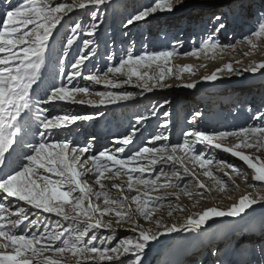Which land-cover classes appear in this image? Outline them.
Instances as JSON below:
<instances>
[{
	"label": "snow or ice",
	"instance_id": "6c2138e0",
	"mask_svg": "<svg viewBox=\"0 0 264 264\" xmlns=\"http://www.w3.org/2000/svg\"><path fill=\"white\" fill-rule=\"evenodd\" d=\"M4 2L7 10L0 14V264H60L56 257L62 258L66 253L76 258V264H144L152 243H158L163 236L207 231L202 226L209 221L215 222L216 218L245 219L255 216L258 211L264 214V160L240 150H264V111L253 114L256 123L231 131L189 129L184 133L182 143L177 144L160 143L167 141L168 136L158 132L149 137L146 144L137 147L135 138L140 130L133 128L130 135L114 141L113 149L105 148L96 154L89 146H75L66 136L61 139L65 130H72L71 125L91 121L94 116L68 111L45 115L46 110L39 108L41 104L55 108H62L64 104L100 107L132 100L137 95L128 91L121 94L90 91L91 85L103 84L105 88L119 89L130 84L147 92L164 86L166 76L174 74L170 66L174 56L199 58L201 52L225 47L213 34L226 27L222 15L212 17L213 32L201 38L198 44L194 42L190 52H179V43L140 54L128 51L116 63L107 66L101 75L82 69L96 54L93 45L100 27V13L110 6L111 0ZM181 3L182 0H151L130 15L124 27L150 22V18H155L158 13H172ZM77 12L88 19L83 23L73 21L71 35L66 36L63 58L58 60L60 74L66 77V81L60 85L52 84L44 90L43 96L34 98L33 86L39 87L46 58L54 52L55 39L61 35L58 26L64 27ZM260 38H264V12L259 13L253 30L243 42L255 49ZM73 45L82 47L84 52L70 62L72 70L65 72L69 66L65 59ZM181 71L193 73L194 69L187 65ZM258 72L264 75V62L252 63L242 69L228 63L202 79L216 82L223 79L225 73L231 76ZM117 76L124 79L119 80ZM176 78L180 79L178 75ZM81 81L88 83L82 84ZM196 86V82L183 85L188 89ZM81 93L85 97L95 95L100 99H76ZM144 119L146 117H140L137 123ZM167 126V121L160 125L165 129ZM229 137H235L238 142L232 146L221 143ZM198 145L203 146L202 150H197ZM209 149L230 154L251 169L252 180L259 182L257 194L242 195L238 202L226 209L209 207L190 215L183 224L168 225L156 220V231L142 227L137 216L150 221L154 210L163 207L170 196L179 199V192L200 196L211 191L198 178L197 166L204 170V177L215 181L219 186L216 190L220 192L225 190L226 182L215 176L209 166L231 169L232 174L247 179V174L236 165L210 157ZM186 161L193 167L189 168ZM223 174L229 181L233 180L229 172ZM121 176L127 177V182L112 184L119 193L118 197H113L105 190L103 180ZM162 179L163 183L160 182ZM89 181H94L99 190H94ZM190 182H194L199 191H190ZM168 189L173 191L169 193ZM161 190H165V195L150 194ZM126 192L135 195L129 197ZM101 199L102 204L99 203ZM132 205H135L134 210ZM257 205L261 208L255 207ZM174 210L185 209L173 208L169 203V215ZM45 214L56 219L50 220ZM113 214L115 223L103 219ZM128 225H131L130 229L126 228ZM212 226L208 225L209 228ZM118 228H126L135 235L117 239ZM101 230L108 234L104 235Z\"/></svg>",
	"mask_w": 264,
	"mask_h": 264
},
{
	"label": "bare ground",
	"instance_id": "6f19581e",
	"mask_svg": "<svg viewBox=\"0 0 264 264\" xmlns=\"http://www.w3.org/2000/svg\"><path fill=\"white\" fill-rule=\"evenodd\" d=\"M215 0H193L191 3L186 2L182 0L181 5L172 13H166V19L164 21L165 26L162 29L161 37L159 38V42L157 45H154V48L157 50L162 48H170L172 45L176 44V41L173 40V38L170 36L171 34H176V29L178 25H182V21H179V17L181 14H188L190 15V24L192 26L195 25L196 22H201L205 20V18L210 21L212 17L215 15V13H224L225 12V6L232 2L233 0H216V2H211ZM187 4V5H186ZM256 5L257 9L259 11L263 10L264 7L262 4H264V0H248L246 6L249 5ZM225 5V6H224ZM256 10V9H255ZM159 15H156L155 18L152 19L151 22L147 24V26H151L153 23H159L161 20L158 18ZM177 18V19H176ZM229 17L227 16V19ZM174 19H176L175 22ZM226 19V20H227ZM243 23H240V26H242ZM133 26H130V28ZM185 27V26H184ZM214 24L211 23V28L209 27L208 30L213 31ZM153 29V28H152ZM151 31V28L148 30V32ZM157 31V29H156ZM154 32V31H153ZM223 32H226L228 34V30L223 29L220 30V33L223 34ZM150 33V32H149ZM205 33V32H204ZM203 33V34H204ZM207 34V33H206ZM152 36H154L152 34ZM238 34L235 35V38H237ZM216 37V36H215ZM224 38H227V36H223ZM201 39V36L195 40V43L198 44ZM239 39V38H238ZM178 43V42H177ZM257 46H260V49L258 51H254L250 48V46L243 42L242 40H237L234 43H229L228 45H231V47H228V45L224 44L223 42L220 43L224 45L225 47L223 49H216V50H210L207 53L201 52L199 54V58L192 57V56H184V55H177L174 56L175 61L173 65V76H184V81L180 83L179 86H173L174 88L168 91L161 92V88L153 89L150 92L142 91L140 89V93L138 96L135 97V99L128 100V101H120L117 104H107V105H101L100 107H93L88 105H72V104H64L62 108H55L50 105L49 108H47L46 113L49 112V115L53 113L63 111H68L70 113L74 114H80V115H91L95 118L99 117L100 114L108 115V111H113V115L121 116L122 111L125 108L134 109L137 111H140L142 113L141 117H146L148 125L150 122H153L156 117L155 112L159 114V112L164 111L166 108L168 110L173 111L174 113L177 111V113L180 112L179 104L175 101L172 104L165 102L164 106L160 109H158L159 105L158 102L164 96H168L171 94L173 98L175 97H196L198 98L197 103L199 104V108L207 107V110L205 111L208 113V117H204V120L210 121L209 126H201L202 131H231L234 129H239L241 127H245L247 125L256 123V121H253L252 116L254 113L258 111H264V75H262L260 72L256 74L252 73H244L243 75H229L227 73L223 74L224 78L221 80H218L216 82H206L202 79V77L206 75H210L213 71H215L217 68L223 67L225 64L232 63L233 66L237 69H242L243 67L252 64V63H258V62H264V38H260L256 41ZM179 52H190L194 46V42H189L186 44L179 43ZM239 61L240 63L237 64L236 62ZM187 65L193 66V73L188 72H182L181 69ZM196 82V88L194 89H188L183 87L185 83H191ZM235 86V87H231ZM239 92V93H238ZM233 94L229 96V94ZM226 96V102L224 104H221L223 98ZM230 99H229V97ZM232 97V98H231ZM239 98H243L244 101H242V104L239 105ZM76 99H85L86 97L83 96H76ZM89 99V98H88ZM193 99V98H192ZM229 99V104H227V100ZM246 102V103H245ZM149 103V104H148ZM241 103V102H240ZM148 104V107L145 109L144 112L143 109L140 108V106H145ZM235 106V107H234ZM228 112L227 115H220L223 112ZM220 112V114H217ZM45 113V114H46ZM154 113V114H153ZM162 113V112H161ZM175 113V120L173 123H170V128L173 129V134L177 129H180L181 127H187L190 125V121L192 120H185L182 122L181 125V119H183V116L181 119H179V114ZM217 115V116H215ZM109 117V116H108ZM109 118H112L111 116ZM103 122V121H102ZM135 120H132V124L135 125ZM193 122V121H192ZM208 123V122H207ZM77 124V125H76ZM74 126H81L80 128H76V131L78 129L84 130L87 129L89 131H101L102 133L112 135L113 137L111 139H118L122 138L125 135H130L128 131L125 132V127H116V130L110 131L111 128H109V125L106 124L102 129L95 124H93L91 121H79ZM113 127L118 125V121H114ZM130 123V125H132ZM181 125V126H180ZM193 125V123H192ZM145 126V125H144ZM143 127L136 126L135 128H139V133L137 137H140L143 130ZM178 126V128H176ZM72 127V126H70ZM108 127V129H106ZM200 127V126H199ZM198 127V128H199ZM115 128V127H114ZM74 132L71 136H68L70 142H76L74 145L78 144L77 141L74 140V135L77 132ZM107 131V132H106ZM69 131L65 130L61 136V139H63ZM136 137V138H137ZM184 137V136H183ZM135 138V139H136ZM182 138V137H181ZM36 140L39 138L35 137ZM106 140V139H105ZM111 140L110 144L104 145L99 149V146L103 145L101 139L100 141L93 143L89 141H85L82 146H89L91 151L93 152L97 148V152L94 153L98 154L101 150L103 151L105 148L110 149L112 145H114V141ZM176 142V138H171V142ZM104 142V141H103ZM238 140L235 137H229L226 140L221 141V143L225 144L226 146H232L235 143H237ZM114 147V146H113ZM203 148V146L198 145L197 150L199 148ZM241 151H244L245 154L251 155L253 157H260V159L264 160V150L257 151L256 149H240ZM208 153H212V157L216 160H224L231 164L236 165L237 167L241 168L243 172L247 174V179H245L244 176H237L235 174L231 173V169H221V168H214L211 170L217 171L216 176L226 182V187L223 192L217 191L216 189L219 187L215 184V181L206 183V177H204V180L198 176L200 181H202L206 188L211 189V191L204 193L203 195L197 196H187L184 193V196L181 197L179 194V199H176L175 196H170L168 201H165V206L163 205L162 208H165V213H162V211L154 210L153 217L150 221L143 220L142 217L137 216V222L140 223V225L146 229L150 228L153 231H156V220H160L163 224L171 225L173 223L175 224H183L185 220L190 215H196L204 210H206L209 207H219L221 209H226L229 206H231L233 203L238 202L239 198L242 195L245 194H251L256 195L259 191V182L252 180V170L248 169L246 165L243 164L242 161H239L237 158L232 157L230 154L223 153L221 150L217 149H209ZM178 155H182V153H179ZM186 165L189 168H192L193 166L190 164L188 165V162L186 161ZM159 167V165L157 166ZM198 168V166L195 168V170ZM198 170V169H197ZM227 171L233 176V181H229L227 177L224 176V172ZM197 173V172H196ZM109 174H106L108 176ZM111 183L105 182V179L103 180V183L105 184V190L109 193V195L113 197H118L119 193L112 188V184H126L127 177L121 176L119 178H111ZM161 183L164 182L162 179L160 181ZM175 179H173V183H175ZM186 182H188L186 180ZM194 185V187H189L190 191H199L198 188H196L195 183L190 182ZM95 190H99V186L96 185L94 182L91 184ZM249 185H256V187H250ZM93 188V189H94ZM167 192H172V189H168ZM127 196L131 197L135 195L133 192H126ZM151 195H165V190H161L159 193H150ZM171 198L176 199V201H170ZM102 202V199H101ZM171 203L173 208H176L179 206L180 208L185 209L184 211L180 210H174L172 212V215H170V221L161 219L164 216L168 215V205ZM258 209L261 208L260 205L255 206ZM133 210L135 209L134 206H132ZM187 211V215L180 216ZM133 214L135 212L133 211ZM45 216H48L50 220H55L56 218L50 214H45ZM176 216H180L176 218ZM112 219H104L105 221L112 220L113 223H115V215H111ZM179 219V221L177 220ZM168 221V222H166ZM246 223L248 225H246ZM213 225L211 228L208 227V225ZM131 225L126 226L127 229H130ZM204 229H207V231L202 230H195L193 232H181V233H173L166 236H163L160 238L159 242H153L151 245V249L147 252V255L144 260V264H202L204 262L207 263L209 261H214L216 259L205 256L202 257V259L197 258V255L199 254V251L201 250L202 246H205L206 252H209L210 249L213 248L214 244L219 242L221 250L225 245H229L232 240L234 239L235 235L240 233H245V236L243 238L238 237V240L243 241V245H249L250 242H260L261 247H264V214L261 212H257L255 216L252 217H246L245 219L240 218H231V217H223V218H216L215 222L209 221L207 224L202 226ZM126 228H118L117 229V236L125 235L126 233H129L130 230H126ZM162 230V229H160ZM104 234H108L104 230H101ZM247 238L249 240H247ZM204 247V248H205ZM264 252V251H263ZM264 254V253H263ZM45 255H51V253H45ZM218 256H220L221 264H225L224 258H222V253H219ZM60 260V264H76V260L71 258L70 256H67L66 254L63 255V257H56ZM185 259V260H184ZM218 260V259H217ZM186 261V262H185ZM203 261V262H202ZM215 262V261H214ZM211 264V263H210ZM219 264V262H218ZM236 264H240V262H237Z\"/></svg>",
	"mask_w": 264,
	"mask_h": 264
},
{
	"label": "rangeland",
	"instance_id": "374dc122",
	"mask_svg": "<svg viewBox=\"0 0 264 264\" xmlns=\"http://www.w3.org/2000/svg\"><path fill=\"white\" fill-rule=\"evenodd\" d=\"M184 1L191 3L193 0H184ZM247 1L248 0H233L232 2L227 4V6L224 5L225 6L224 13L222 14L219 12L215 13V15H222L224 17V23L226 25L224 29L227 28L228 30V34H226V32H223L222 34L220 33V31L213 33L218 39L219 43L223 42L224 44L228 45L229 43L232 44L236 42L237 40L243 41L244 38L247 37L250 34V32L253 30L257 17L259 13L262 12L263 10L259 9L258 11V9L256 8L257 4L256 5L251 4L249 6H246ZM150 2L151 0H111L110 6H108L103 13H100V16H101L100 27L96 35V43L93 45V47H95L96 49V54L91 57L90 61H86L87 67L82 69L83 72H89V71L92 73L100 72L102 75L103 71L106 70L107 66H110L113 63H116L121 57L125 56L128 51H131L133 54H140L144 52L145 50H149V51L157 50L156 48H154V45L158 44L159 38L161 37L162 29L165 26L164 21L167 16L165 14L167 12L158 13L157 14L159 15L158 18H160L161 20L159 21V23L151 24V26H147L149 22L147 23L138 22L139 26H133L131 28L124 27V23L126 22L127 18L130 15L134 14L137 10L149 4ZM211 2H216V0L211 1ZM262 5L264 7V4ZM5 10H7V5L5 4L4 0H0V14H2ZM227 16L229 17L228 19H227ZM86 19H88V17H86L80 12H77V13L72 14V20L69 21L68 24H65L64 27L58 26V30L61 35L59 37H56L55 39L54 52L52 53L50 57L46 58L45 67L42 69L43 75H42L41 80L38 82L39 87H37L36 85L33 86L35 89L34 98L38 96H43L44 90L49 88L52 84L60 85L61 83H64L66 81V77L60 74V67L58 65V60L60 58H63L62 48L66 46V36L71 35V32H70L71 23L73 21H79L83 23ZM176 19H174V21ZM178 20L183 22L182 25H178L177 29L175 30L176 34L170 35L173 38V40L176 41V43L181 42L183 44H186L189 42L190 43L195 42V40H197L199 36H201V38H205L208 36L209 33L213 32L212 30L211 31L208 30L209 27L211 28L212 19L209 21L208 18L207 19L205 18V20L201 22H196L194 26L190 24V15L188 14H181ZM151 21L152 19H150V22ZM175 22L178 23V21H175ZM240 23H243L242 26H240ZM150 28H151V31H149L150 32L149 33L148 30ZM152 34L154 36H152ZM236 34H238L237 38H235ZM222 35L227 36V38L225 37L223 38ZM163 49H166V48H162L159 50H163ZM259 49H260V46L258 45L255 49H252V50L258 51ZM83 52H84V49L82 47H78L77 45H73L71 48H69V55L65 59V63L68 64L69 66L64 69L65 72H70L72 70L70 66V62L73 61L74 59H77L78 54L83 53ZM174 61H175V58L173 57L172 60L170 61V66L173 67ZM109 75L111 78V74ZM176 76L177 75L166 76L165 80L163 81L164 86H157L153 89L161 88L160 91L164 93V91L173 89L174 88L173 86H179L180 83L184 81L183 80L184 76L183 75L179 76L180 79H177ZM116 78L119 80L124 79L123 76H117ZM133 79L135 80V78ZM81 83L85 84L88 82L81 81ZM231 87H235V86H231ZM140 89L141 88L133 87L130 84H124L119 89L105 88L103 84H101V85H91L90 91H93V90L94 91H114L116 94H121L124 91H128V92H133L137 94L136 96H138L140 93ZM83 95L84 94L82 93L77 94V96H83ZM231 95L233 94L230 93L229 96ZM172 97L173 96L169 94L168 96L167 95L164 96L163 99L161 98L158 102V105H159L158 109L162 108L161 106H164L165 102L172 104L173 102L176 101L179 104L181 113H177V111L175 113L179 114V119H181V117L183 116V119H181V125H182V122L185 121L186 119L188 121L192 120L193 125L191 123L187 127H181L180 129H177L175 133L173 134V129L172 130L169 129L170 128L169 126H170V123H173L175 120L174 110L170 111L168 110V108H166L164 111H161L162 113L159 112L158 114L157 112H155L156 114L154 117L157 116L156 119L153 122H150L148 125H145L143 128L144 131L142 132L141 136L135 139L137 147L140 146L141 144H146L148 138L158 132H164L168 136L167 141H162L160 143H169V144L182 143L183 138H184L183 137L184 133L187 130L192 129V128H198L199 126L200 127L198 129L200 130L201 126L202 128L204 125L209 126L210 121L207 120L208 122L207 123L206 120H204V117H208V113L205 112L207 110V107L205 106V107L199 108V104L197 103L198 98L191 97L187 99L186 97L181 96V97H175L172 99ZM88 98L93 99V100L100 99V97H97L95 95H89L86 97V99ZM226 99L227 98L225 96L221 104H224V102H226ZM229 99L227 100V104H229L228 103ZM242 101H244V99L239 98V105L242 104ZM148 104L146 105V107L144 105L140 106V108L143 109L142 110L143 112H144V108L146 109L148 107ZM49 107L50 105H43V104L39 105L40 109L46 110V111H47V108ZM46 111L44 112V114L46 113ZM165 112L168 113L167 116L164 115ZM228 112L229 111L223 112L222 114L218 112L217 114L227 115ZM197 113H200L201 115L196 116ZM45 115H49V112L46 113ZM194 117H195V120H194ZM165 121L168 122V126L166 129L160 127V125L163 124ZM80 127L77 126V128H80ZM176 128H178V126ZM33 130L35 131L36 129L33 128ZM37 137L38 136H36V138ZM172 137L176 138L175 143L173 141L171 142ZM109 140L107 141L108 144H110L111 140H115V139H111L110 137ZM102 146L104 145L99 146V149ZM113 146L114 145L110 146L111 147L110 149H113L114 148ZM200 150H202L201 147L198 149V151ZM208 155L212 157V153H208ZM188 165H190L189 162H188ZM209 167H210V170L215 168V166H209ZM197 169L195 171L197 172L198 175L200 174L199 177H201L204 180V177H203L204 170L200 169L199 167ZM211 171L216 176L217 171H214V170H211ZM206 180H208L206 181V183L213 181L207 177H206ZM93 182L94 181H89V184L92 188H94L91 185L93 184ZM105 182L111 183V180L105 179ZM189 187H194V185L189 183ZM178 194H180L181 197L184 196L182 192H179ZM170 201H176V199L171 198ZM99 203L102 204L101 201H99ZM163 205L165 206V204ZM132 206L135 207V205H132ZM156 210L162 211V213L167 212L165 211V208H162V207ZM186 213L187 211L184 213H180L182 214L180 216H183V215L186 216L187 215ZM180 216H176V218ZM108 218L112 219L111 215L106 216L103 219H108ZM161 219H164V220L168 219V221H170L169 213L168 215L164 216ZM177 220L179 221V219ZM246 225L248 224L246 223ZM104 235H107V234H104ZM134 235L135 234L130 231L129 233H126L125 235L117 236V239L122 240L126 237H133ZM242 236L244 238L245 233L242 232L240 234L235 235L232 242L229 245L228 244L225 245L221 250H219L220 248L219 242L215 243L213 248L210 249L209 252H206L205 251L206 247L202 246L201 250L199 251V254L197 255V258L202 259L204 255L205 256L207 255L212 258V256L214 255L213 258L216 259L214 260L215 262L212 260L205 264H210V263L218 264V262L219 264H221L220 256L217 255L219 251V253H222V258H224L225 264H236L237 262H240V264H264V254H263L264 247L259 246L260 242H255V243L250 242L249 245H243L244 244L243 241L242 240L240 241L237 239L238 237L242 238ZM247 240L249 239L247 238ZM66 255L76 260V258L72 257L70 253H66ZM202 264H204V262Z\"/></svg>",
	"mask_w": 264,
	"mask_h": 264
}]
</instances>
